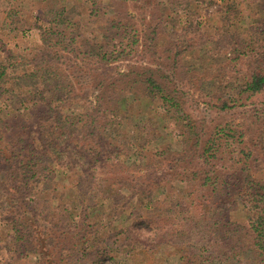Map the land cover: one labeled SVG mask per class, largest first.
<instances>
[{"label": "trees", "instance_id": "16d2710c", "mask_svg": "<svg viewBox=\"0 0 264 264\" xmlns=\"http://www.w3.org/2000/svg\"><path fill=\"white\" fill-rule=\"evenodd\" d=\"M75 1H83L94 14L104 7L113 12L105 17L107 32L100 38L70 30ZM193 1L158 3L172 7H163L167 20L174 9L183 13V19L180 14L175 18L180 24ZM256 1L262 2L256 11L264 10V0H249L250 9ZM140 2L151 5V0H48L35 16L39 44L0 61V228L13 232L6 249L20 260L34 256L33 264H58L64 257L73 264H99L114 250L134 253L146 245L141 231L154 233L153 224L158 232L151 245L163 253L156 259L159 264H264V157L245 144L243 130L222 121L197 125L178 92L148 68L104 76L105 66L144 53L138 31L120 11L126 3ZM220 2L225 13L239 5ZM193 22L200 25L199 20L189 24ZM238 26L244 32L237 39L241 45L232 43L234 33L218 40L239 47L233 51L247 71L235 95L217 98L220 110L264 91V45L259 53L251 37L254 28ZM81 68L92 76L91 90L76 88ZM156 98L179 130L177 148L167 140L169 131L160 129L158 103L132 114L131 120L152 114L161 130L153 143L166 145L145 146L144 138L136 144L114 140L117 116L125 117L131 102L143 107L144 100ZM70 172L75 184L60 193L71 199L70 212L55 217L39 191ZM164 186L181 194L161 205L157 193Z\"/></svg>", "mask_w": 264, "mask_h": 264}, {"label": "rangeland", "instance_id": "374dc122", "mask_svg": "<svg viewBox=\"0 0 264 264\" xmlns=\"http://www.w3.org/2000/svg\"><path fill=\"white\" fill-rule=\"evenodd\" d=\"M47 1L0 0V61H4L10 54H18V52L32 49L39 44L40 35L35 27V16L39 15L42 9L46 7ZM162 1L164 3L169 2V0ZM235 1L239 5L230 7L228 4L229 11L225 13L226 6L221 4L220 0H217L214 4H209L208 0H194L193 7L188 13H185L186 21L180 24L177 23L175 18L180 14L179 18L183 19V13L177 11L178 9H174L175 12H171V16L167 20L166 15L169 13L163 7H172L159 4L158 0H151V5L144 4V7L141 6V2L126 3L120 7V11L123 12L125 19L131 22V26L138 31L137 35L141 37L138 40L139 45L144 53L139 52L135 57L119 60L111 66H105L104 76L132 68H148L156 78L178 92V95L184 101L185 108L197 122V125L210 127L221 121L238 125L243 130L245 144L259 152L262 158L264 157V91L232 109L220 110L216 106L219 102L218 97L223 98V95H225L226 98L237 93L242 73L247 71L242 62H237L238 52L233 51L239 47L231 45L226 40H218V38L226 32L234 33L236 40H232V43L234 41L233 44H239L241 40L237 39L244 35L242 28L238 26L240 22L241 27L254 28L251 37L253 43L257 44L259 53L262 51V45H264V10L256 11V8H259L258 6L262 2L256 1L258 2L257 5H253L255 8L251 10L248 6L249 0ZM104 9L106 8H101L99 14H94L91 13L87 4H83V1H75L74 26H70V30L74 28V30L90 39L100 38L108 25L105 17L113 13ZM102 11H104L103 14ZM224 15L227 19L222 17ZM192 20H199L200 25L194 22L189 24ZM173 21L174 25L172 24ZM259 53L256 58L259 57ZM83 70L81 68L80 72L76 71L79 75V84L76 85V88L91 90L93 87L92 76L84 74ZM235 79L237 81H234ZM153 101V103H149V101L144 100L145 105L143 103V107L131 102L129 104L130 110L125 113V117H121L119 114L120 116L116 118V121L123 122L126 126L124 129L120 128L115 121L113 128L114 140L118 142L127 140L129 143L136 144L142 142V138H144L146 141L145 146H164L165 143H159L158 141L153 143L152 140V137L161 134L164 127V130L169 131L171 134V137H167L169 144L171 147L177 148L178 128L175 127L174 122L168 116L160 111L158 98ZM155 103L159 105L156 113L157 119L161 122L159 124L161 130H159V125L157 126V119L153 118L152 114L148 113L149 115L143 119L137 118V121L131 120L132 114L134 116L141 114L145 109L152 106L156 108ZM36 132H41V129L40 131L36 130ZM101 149L102 152L107 154V150ZM112 149L113 147L110 144L108 150L115 156V148L113 151ZM117 152L121 156L124 155V151L121 149ZM129 159H127V162H129ZM72 175L75 179V174L71 172L60 175L51 187L39 191L40 199L52 207L55 217L59 213L69 211L66 208L70 207L69 200L71 199L60 198V193L74 186L75 181ZM260 175L264 177V168L260 171ZM157 194V199L163 205L168 198L180 196L181 192L173 187L164 186L163 191H159ZM53 200L56 203H53ZM55 207L58 208L55 209ZM129 210L130 207L127 208V211ZM101 216L106 219L107 213H102ZM240 220H244V217L241 216ZM245 222L249 223L250 219H245ZM152 228L155 230L154 233L153 230L141 231V240L143 243H147L146 245L137 246L134 253L132 251L126 252L125 249L114 250L108 258L105 257L99 264H149L153 261H155L153 264H159L156 259L163 253L158 251V247L151 245L158 232L153 224ZM98 230H96L97 233H99ZM11 235H13L11 230L3 229V226L2 229L0 228V264H33L36 261L34 256L20 260L18 256H15L13 250L6 249V243L10 244ZM94 235L95 238L98 236L96 233ZM138 252H141L142 255ZM164 255H167V253H164ZM141 256L153 261L148 262ZM70 262L64 257L63 261H59L58 264H73Z\"/></svg>", "mask_w": 264, "mask_h": 264}]
</instances>
